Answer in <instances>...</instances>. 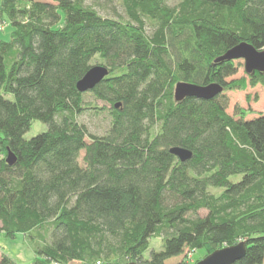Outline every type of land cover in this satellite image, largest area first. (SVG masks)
<instances>
[{"label": "trees", "instance_id": "1", "mask_svg": "<svg viewBox=\"0 0 264 264\" xmlns=\"http://www.w3.org/2000/svg\"><path fill=\"white\" fill-rule=\"evenodd\" d=\"M85 1L0 0V235L29 238L27 264H165L238 241L233 264H261L264 113L229 114L224 92L264 88V70L226 80L238 65L219 57L264 50V0H115L108 15ZM94 64L109 73L78 91ZM179 81L223 91L176 100ZM90 96L109 105L101 135L78 120L104 108ZM37 120L47 129L23 137ZM0 264L18 263L2 250Z\"/></svg>", "mask_w": 264, "mask_h": 264}, {"label": "rangeland", "instance_id": "2", "mask_svg": "<svg viewBox=\"0 0 264 264\" xmlns=\"http://www.w3.org/2000/svg\"><path fill=\"white\" fill-rule=\"evenodd\" d=\"M46 1V0H41ZM176 0H169L170 4H173ZM92 4L96 10L99 11L100 14L108 15L111 14L112 8L114 5H116L115 0L109 1V0H86L85 4ZM117 11H121L120 5L117 6ZM8 21H2L0 22L2 24V29L0 31V39H8L10 32H11V26L7 23ZM235 62L238 65V69L235 72V74L231 75L230 77H227L226 80H231V78H240L242 75H245L244 70V62L243 59H236ZM224 95L227 96L228 104L226 111L232 115L234 113L235 107H242V108H248L250 107L252 109V113L247 115V118L254 117L259 112L264 113V88L257 84L253 87L247 86L242 89H231V91H225ZM92 100L97 107H104L102 110L97 111L98 113H95L94 109L91 110H85L81 112L80 116L78 117V120L80 122L85 123L90 132H93L95 134L101 135L103 131L108 126V112L107 107H109L108 103L105 101H100L97 99H94L92 96L89 98ZM47 129V125L39 120L34 121L31 124V127L24 133L23 137L31 138L32 136L38 134V132L44 131ZM82 151L80 156L82 157ZM81 161V158H80ZM206 209H201L198 211L199 215H204L206 213ZM151 243L149 246V249L146 250L143 254V258H149L150 257V250H160L161 249V241L158 238H151ZM0 253L3 250L7 256L14 258L18 264H27L33 259V247L34 245L29 242V238H26L23 233H17L14 238H5L0 235ZM208 252H206L204 249H197L193 251L192 253L186 251L185 253L174 257L173 259L165 260V264H180L182 261H185L184 264H195L198 260L206 256ZM71 264H79V262H73ZM264 264V261L261 263Z\"/></svg>", "mask_w": 264, "mask_h": 264}, {"label": "water", "instance_id": "3", "mask_svg": "<svg viewBox=\"0 0 264 264\" xmlns=\"http://www.w3.org/2000/svg\"><path fill=\"white\" fill-rule=\"evenodd\" d=\"M219 58L227 60L242 58L244 62V70L247 73H252V70H264V50L258 51L252 44L245 41L229 48V50ZM108 73V68L102 64H94L90 66L89 70L79 78V81L76 84L77 90H90L96 84L101 82L102 78ZM174 87V98L176 100L188 96L210 100V98L215 97L223 91V85L216 82H210L206 85H197L188 81H179ZM118 105V103L115 104V106ZM169 152L174 154L181 161L188 160L192 156V151L181 146H171ZM5 160L10 165H13L17 161L15 154L11 150H8ZM245 250V242L238 241L237 244L219 247L216 250L207 253L206 256L198 260L195 264H233L244 255ZM128 264H138V262L131 260Z\"/></svg>", "mask_w": 264, "mask_h": 264}, {"label": "built area", "instance_id": "4", "mask_svg": "<svg viewBox=\"0 0 264 264\" xmlns=\"http://www.w3.org/2000/svg\"><path fill=\"white\" fill-rule=\"evenodd\" d=\"M1 29H2V24L0 23V31H1Z\"/></svg>", "mask_w": 264, "mask_h": 264}, {"label": "crops", "instance_id": "5", "mask_svg": "<svg viewBox=\"0 0 264 264\" xmlns=\"http://www.w3.org/2000/svg\"><path fill=\"white\" fill-rule=\"evenodd\" d=\"M0 256H1V253H0Z\"/></svg>", "mask_w": 264, "mask_h": 264}]
</instances>
